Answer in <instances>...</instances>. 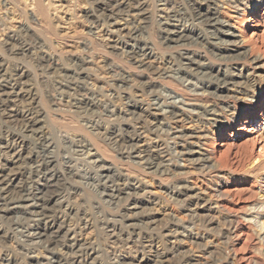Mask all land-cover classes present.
<instances>
[{"label":"rangeland","instance_id":"obj_1","mask_svg":"<svg viewBox=\"0 0 264 264\" xmlns=\"http://www.w3.org/2000/svg\"><path fill=\"white\" fill-rule=\"evenodd\" d=\"M31 1L0 0V198L19 200L27 180L36 194L47 179L58 197L25 214L0 201V264H76L91 251L95 264L262 260L246 221L259 184L244 172L264 157V0H41L42 12ZM197 10L225 21L238 49L228 50L231 37L206 26ZM173 25L183 39H165ZM30 118L39 122L31 127ZM196 132L200 138H188ZM132 146L155 152L139 159ZM192 147L220 169L187 161L182 151ZM100 154L114 179H105ZM50 158L54 166L41 169ZM205 200L209 208H196L201 220L191 218L189 209ZM44 215L53 221L45 232ZM58 224L65 226L50 241Z\"/></svg>","mask_w":264,"mask_h":264},{"label":"bare ground","instance_id":"obj_2","mask_svg":"<svg viewBox=\"0 0 264 264\" xmlns=\"http://www.w3.org/2000/svg\"><path fill=\"white\" fill-rule=\"evenodd\" d=\"M6 1V0H5ZM10 1V0H9ZM33 1V0H32ZM31 1V2H32ZM121 1V0H120ZM34 2H35V6H34V8L36 7L37 9H38V11L39 12H42L44 9V6H42L43 4L41 3V0H34L33 1V4H34ZM32 4V3H31ZM209 4V3H208ZM124 4L122 3L121 5H119V6H123ZM129 5V4H128ZM135 5H137V4H135ZM134 5V6H135ZM12 6V5H11ZM133 6V7H134ZM116 7H117V5H116ZM120 7V8H121ZM128 7V6H127ZM132 7V6H131ZM31 8V7H30ZM119 8V10H121V9H123V8H121L120 9ZM125 8H126V6H125ZM129 8V7H128ZM137 8V7H136ZM200 9V8H199ZM128 10H130V9H128ZM122 11V10H121ZM124 11H125V9H124ZM143 11V10H142ZM37 12V11H36ZM126 12V11H125ZM132 12V11H131ZM141 11H139V13H140ZM145 12V11H144ZM252 12V11H251ZM256 12V11H255ZM35 13V12H34ZM143 13V12H142ZM141 13V14H142ZM181 13V12H180ZM43 14V13H42ZM119 14V13H118ZM131 15H133V13H130ZM137 14V13H136ZM196 14L198 15V17H199V19L200 20H203V21H205V23H206V26H208V27H210V28H213V29H215V30H219V32H221L223 35H226L227 37H231V38H229V40H228V42H229V45L231 46L230 48H228V50L229 49H231V50H233V49H236L237 47H239L240 46V43H238L235 39H233V38H235L237 35H234V32H232L231 30H230V28L228 27V25L225 23V21H223V20H220V19H218V17H216V15H215V13L214 12H212V11H207V12H205V13H203V12H201L200 10L198 11H196ZM252 14H254V12H252ZM35 16V15H34ZM34 16H33V18H31V19H35L34 18ZM43 16V15H42ZM134 16H136V15H134ZM196 16V15H195ZM20 17V16H19ZM45 17V16H44ZM95 17V16H94ZM93 17V18H94ZM181 17V16H180ZM43 19V18H42ZM180 19V18H179ZM37 20V19H36ZM46 20V19H45ZM144 20V19H143ZM250 20H252V16H250L249 17V19H248V21H247V23H246V25H244V27H246V26H248L249 24H248V22H250ZM95 25H96V18L92 21ZM91 22V23H92ZM176 22V21H175ZM35 23V22H34ZM117 23V22H116ZM172 24V23H171ZM175 24V23H174ZM178 24V23H177ZM114 25H115V23H114ZM109 26V25H108ZM175 26V27H174ZM192 26V25H191ZM25 27V26H24ZM243 27V28H244ZM8 28V27H7ZM19 28V27H18ZM23 28V27H22ZM30 28V27H29ZM96 28V27H95ZM178 28H180L179 26H176V25H173V28L170 30L169 29V31L166 33L167 34V37L165 36V39H167V38H169V40L170 41H178V40H180V39H183V37L185 36L184 35V31L182 30V29H179L178 30ZM8 30V29H7ZM10 30V29H9ZM17 30V29H16ZM27 30V29H26ZM12 31H15V30H12ZM18 31H20V30H18ZM16 32V34H18L19 32ZM23 31V30H22ZM21 31V32H22ZM113 31V30H112ZM20 32V33H21ZM28 32V31H27ZM108 32L110 33L111 32V29H108ZM11 33H14V32H11ZM112 33V32H111ZM193 33V32H192ZM23 34V33H22ZM27 34V33H26ZM20 35V34H19ZM196 35V34H195ZM204 35V34H203ZM11 36V35H10ZM187 36V35H186ZM199 36V35H198ZM190 37V36H189ZM192 37V36H191ZM20 38V37H19ZM201 39V38H200ZM203 39V38H202ZM228 39V38H227ZM113 40V39H112ZM168 40V41H169ZM196 40V39H195ZM36 41V40H35ZM165 42V41H164ZM117 44V43H116ZM228 43L226 42V45H227ZM22 45V44H21ZM26 45V44H25ZM115 47H116V45H115ZM27 48V47H26ZM117 48H119V47H117ZM116 48V49H117ZM20 49V48H19ZM220 49V48H219ZM238 49V48H237ZM238 51V50H237ZM133 52V51H132ZM229 52V51H228ZM242 52H245V51H242ZM241 52V53H242ZM42 53V52H41ZM217 53V52H216ZM138 54V53H137ZM220 54V53H219ZM240 54V53H239ZM225 55V54H224ZM132 56H133V54H132ZM145 56H146V54H145ZM222 56V55H221ZM38 57V56H37ZM42 57V56H41ZM134 57H135V59L137 60V61H142V59H141V57L138 59V57L139 56H137V55H134ZM52 58V57H51ZM128 58V57H127ZM190 58V57H189ZM232 58V57H231ZM59 59V58H58ZM186 60H188L189 62H192V60H190V59H188V58H185ZM192 59V58H191ZM146 60V59H145ZM231 60V59H230ZM57 62V61H56ZM252 62H254V63H258L259 62V59L258 58H253V61ZM39 63V62H38ZM143 63H144V61H143ZM63 64H65V63H63ZM109 64V63H108ZM185 64V63H184ZM189 64V63H188ZM187 64V65H188ZM26 66V65H25ZM59 67H61L60 65H59ZM111 67V66H110ZM195 67V66H194ZM64 68V67H63ZM63 68H60V69H63ZM47 69V68H46ZM197 69V68H196ZM205 69V68H204ZM209 69V68H208ZM58 70H59V68H58ZM57 70V71H58ZM67 70V69H66ZM203 70V69H202ZM204 71V70H203ZM206 71H207V69H206ZM205 72V71H204ZM203 72V73H204ZM225 73V72H224ZM223 73V74H224ZM22 74V73H21ZM144 74V73H143ZM205 74V73H204ZM228 74V73H227ZM233 74V73H232ZM60 75V74H59ZM210 75V74H209ZM231 75V74H230ZM21 76V75H20ZM226 76V75H225ZM227 76H229V75H227ZM1 77H2V75H1ZM92 77V76H91ZM210 77V76H209ZM78 78V77H77ZM172 79V78H171ZM230 79V78H229ZM1 80V79H0ZM231 81H233V80H231ZM222 82H224V80L222 81ZM228 82V81H227ZM241 82L242 81H240V84H241ZM226 83V82H225ZM234 83V82H233ZM236 83V82H235ZM1 84V83H0ZM228 84V83H227ZM226 84V85H227ZM237 84V83H236ZM6 85H9V84H6ZM12 85V84H11ZM10 85V86H11ZM32 86V85H31ZM134 86V85H133ZM22 87V86H21ZM227 87V86H226ZM0 88H1V86H0ZM9 88H11V87H9ZM13 88V87H12ZM27 90V89H26ZM35 90V89H34ZM4 91V90H3ZM236 91H238V89L236 90ZM8 92V94H9V91H7ZM5 93V92H4ZM3 93V94H4ZM3 94H1V95H3ZM28 94V93H27ZM5 95V94H4ZM10 95V94H9ZM33 95V94H32ZM64 95V94H63ZM29 96V95H28ZM8 97V96H7ZM7 97L5 98L6 100H7ZM60 97V96H59ZM93 100V99H92ZM28 101V100H27ZM33 102V101H32ZM31 102V103H32ZM94 103V102H93ZM27 104H29V103H27ZM37 104V103H36ZM75 105V104H74ZM147 108V107H146ZM148 108H149V106H148ZM147 108V109H148ZM173 109V108H172ZM171 109V113L172 112H174L173 110ZM144 111L146 110V109H143ZM37 111V110H36ZM130 111H131V109H130ZM151 110H149L148 112H150ZM3 112V111H2ZM16 112H17V110H16ZM132 112V111H131ZM134 112V111H133ZM154 112V111H153ZM156 112V111H155ZM14 113L15 112H13V115H14ZM18 113V112H17ZM144 113V112H143ZM142 113V114H143ZM170 113V112H169ZM171 113H170V116H172L171 115ZM28 114V113H27ZM145 114V113H144ZM149 114V113H148ZM158 114V113H157ZM173 114V116L175 115V116H177V114L176 113H172ZM7 115V114H6ZM8 115H10V113L8 114ZM22 115V114H21ZM154 115V114H153ZM181 115V114H180ZM11 116V115H10ZM58 116V115H57ZM172 116V117H173ZM30 117V116H29ZM26 118H27V116H26ZM25 118V119H26ZM37 119V118H36ZM52 119V118H51ZM61 119V118H60ZM176 119V118H175ZM177 119H180V118H177ZM30 120H31V118H30ZM28 121V122H30V124L29 123H27V125H29V126H31V127H33L34 125H36L39 121H37V120H31V121ZM55 120V119H54ZM57 120H58V118H57ZM22 121V120H21ZM70 122V121H69ZM177 123V122H176ZM44 124V123H43ZM42 124V125H43ZM39 126H40V124H39ZM30 127V128H31ZM70 127V126H69ZM81 127V126H80ZM35 128V127H34ZM95 128V127H94ZM33 129V128H32ZM37 129V128H36ZM29 130V129H28ZM34 130V129H33ZM32 130V131H33ZM199 130H200V128H199ZM6 131V130H5ZM30 131V130H29ZM85 131V130H84ZM108 131V130H107ZM163 131V130H162ZM106 132V131H105ZM140 132V131H139ZM192 132H194V131H192ZM199 132V131H198ZM198 132H196L195 134H191V137H188V138H190V139H192V138H200V136H198L197 134H198ZM80 133V132H79ZM180 133V132H179ZM8 134V133H7ZM48 134V133H47ZM76 134V133H75ZM118 134V133H117ZM178 134V133H177ZM104 135V134H103ZM136 135V134H135ZM179 135V134H178ZM66 136V135H65ZM72 136V135H71ZM76 136V135H75ZM100 136V135H99ZM190 136V135H189ZM202 136V135H201ZM39 137V136H38ZM112 137V136H111ZM132 137V136H131ZM130 138V137H129ZM117 139V138H116ZM133 139V138H132ZM139 139V138H138ZM137 139V140H138ZM46 140V139H45ZM149 140V139H148ZM136 141V140H135ZM43 142V141H42ZM198 142V141H197ZM41 143V142H40ZM51 143V142H50ZM49 143V144H50ZM42 144V143H41ZM47 144V143H46ZM48 144V145H49ZM78 144V143H77ZM98 144V143H97ZM135 144H137L138 145V143H135ZM144 144H146V143H143V145ZM148 144H150V143H148ZM157 144V143H156ZM183 144V143H182ZM195 144H197V143H195ZM47 145V146H48ZM134 145V144H133ZM194 145V144H193ZM42 146H45V145H43L42 144ZM46 146V147H47ZM86 146V145H85ZM92 146V145H91ZM98 146V149L100 150V149H102L101 147L99 148V144L97 145ZM150 145H148L147 147H149ZM153 146H155V145H153ZM10 147V146H9ZM8 147V148H9ZM133 147V146H132ZM142 147V146H141ZM146 147V148H147ZM186 147V146H185ZM263 147V146H262ZM261 147V148H262ZM42 149L44 148L45 149V147H41ZM131 148V147H130ZM134 148V149H133ZM132 149H131V151H130V153H133V156H135V157H137V158H139V159H141L140 158V156L141 157H143V156H145V155H141V152H143V151H145V153L147 154V153H149L148 155H150L151 153H152V151L153 152H155L154 150H145L144 148V150L142 149V150H139V148L137 149V148H135V147H133ZM156 148V147H155ZM52 149V148H51ZM95 149H97V147L95 148ZM97 149V150H98ZM150 149V148H149ZM153 149V148H152ZM158 149V148H157ZM156 149V150H157ZM160 149V148H159ZM196 149V150H195ZM195 149H193V147L192 148H188V149H186L185 148V150H183L182 151V154L183 155H186L187 157H188V159H186L187 157L185 156V159L187 160V161H190L194 166H206V167H210V168H212V170L213 169H215V170H217V169H220V168H217L216 167V165L213 163L214 161H211V159L209 158V157H207L206 155L204 156V153H201V151H198V149L197 148H195ZM123 150V149H122ZM52 151V150H51ZM56 151V150H55ZM101 151H103V150H101ZM129 151V150H128ZM181 151V150H180ZM49 152V151H48ZM47 152V153H48ZM96 152V151H95ZM93 153V154H95V158H96V153ZM99 152V151H98ZM47 153H46V151H45V154L47 155ZM144 153V154H145ZM158 153V152H157ZM51 154V153H50ZM92 154V155H93ZM99 154V153H98ZM104 154V153H103ZM194 154H198L197 155V157H194L193 155ZM48 155H49V153H48ZM47 155V156H48ZM110 155V154H109ZM132 155V154H131ZM157 155H159V153L157 154ZM161 155V154H160ZM159 155V156H160ZM51 156H52V154H51ZM152 156V155H151ZM150 156V157H151ZM262 156V155H261ZM92 157V156H91ZM99 157H101V154H100V156ZM102 157H104V156H102ZM98 158V156H97V159H95V161H97V163L98 162H100L101 163V165H100V167H101V171L103 172V173H105L104 175H105V179L106 178H108L109 176L111 177V178H113V176H115L116 175V169H114V167H113V165H109V164H105L104 162H103V158ZM43 158L45 159V157L43 156ZM48 158V157H47ZM105 158V157H104ZM53 159H54V157H53ZM254 158H252V161H250V163H249V165H248V167L245 169V171L246 172H244V178L246 179V178H248V177H254V178H256L257 179V182H258V184H259V187H258V190H259V198H261L258 202H256L255 204L253 203V205H249V208H246V209H249V212H248V210H247V216H248V218H246L247 220L246 221H248V220H250L252 223H253V225L255 226H253L254 228H256V229H254V228H252V229H254V230H256V232L258 233H256L258 236V239L257 240H259L258 242H260V251L258 252L259 254H261L262 255V260H256L257 261V263L258 264H264V157H262V158H256V159H254ZM46 160H48V159H46ZM38 161V160H37ZM42 161V160H41ZM52 159L50 158V160H48V161H46V163H44V162H41V163H44L43 164V168H41V169H50L49 167H50V164H52ZM108 161V160H107ZM142 161V160H141ZM221 161V160H220ZM36 162V161H35ZM66 162V161H65ZM55 163V162H54ZM111 163V162H110ZM152 163V162H151ZM190 163V164H191ZM38 164V163H37ZM71 164V163H70ZM24 165V164H23ZM42 165V164H41ZM53 165V164H52ZM55 165H56V163H55ZM220 165V164H219ZM247 165V164H246ZM36 166H39V165H36ZM54 166V165H53ZM39 170H40V167H37ZM37 168L33 171V173H37V174H39L38 173V171H37ZM60 168V167H59ZM64 168V167H63ZM210 168H209V171H210ZM52 169H54L53 167H52ZM71 169H72V167H71ZM74 169V168H73ZM128 169V168H127ZM136 169V168H135ZM139 169V168H138ZM167 169H169V167H167ZM45 170V172H47ZM55 170V169H54ZM64 170V169H63ZM120 170V169H119ZM171 170V169H170ZM244 170V169H243ZM242 170V171H243ZM41 171V170H40ZM74 171V170H73ZM73 171H72V173H73ZM125 171V170H124ZM214 171V170H213ZM29 172V171H28ZM68 172V171H67ZM1 173V172H0ZM32 173V174H33ZM54 173H56L55 171H54ZM70 173V172H69ZM119 173V172H118ZM135 173V172H134ZM184 173V172H183ZM31 174V175H32ZM37 174H36V176H37ZM132 174V173H131ZM172 174V173H171ZM178 174V173H177ZM13 175V174H12ZM35 175V174H34ZM86 175V174H85ZM0 176H1V174H0ZM67 176V175H66ZM120 176H121V174H117V176H116V178L117 177H119L118 179H120ZM127 176V175H126ZM125 176V177H126ZM223 176V175H222ZM5 177V176H4ZM26 177V176H25ZM40 177V176H39ZM64 177V176H63ZM170 177V176H169ZM31 178V177H30ZM51 178H53V177H51ZM65 178V177H64ZM116 178H115V180H116ZM166 178H168V177H166ZM0 179H2V178H0ZM26 179V178H25ZM33 179V178H32ZM63 179V178H62ZM114 179V178H113ZM102 180V179H101ZM114 180V181H115ZM123 180H125V178L123 179ZM127 180V179H126ZM244 180V179H243ZM32 182V181H31ZM30 182V180H27L26 182L24 181V184L22 183L21 185L19 184V186H18V188L20 189V191L22 190V196L18 193L17 195H20L21 197L20 198H18L19 200H17V199H14V196H13V198H10V196L8 197V195L6 196V198H0V201L2 202V204H3V207L5 206V209L6 208H8L7 210L9 211V209H15V212L17 211V213L16 214H18V212H20V213H28V212H30V211H32L31 209H33V207H34V205L35 204H37V202L38 201H42V203H45L44 204V206H45V208H47V206H48V202H50V201H54V197H55V193L54 192H57V191H55L56 189H54V180L53 179H47L43 184H41V185H39V188H38V192H36V194H34L33 193V191L31 190V187H30V185H32V183ZM106 182V181H105ZM108 182V181H107ZM125 182V181H124ZM0 183H1V181H0ZM118 183V182H117ZM132 183V182H131ZM134 183V182H133ZM132 183V184H133ZM57 184V183H56ZM132 184H130V183H128V182H126V183H123V186H125V188H127V189H129V187L130 186H132ZM183 184V183H182ZM59 185V184H58ZM17 185H15V187H16ZM111 186V185H110ZM121 186V185H120ZM137 186V185H136ZM136 186H134V188L136 187ZM14 187V188H15ZM37 187V186H36ZM118 187V186H117ZM139 187V186H138ZM119 188V187H118ZM185 187L183 186V185H179V187H178V189L180 190V189H184ZM191 188V187H190ZM18 189V190H19ZM44 189V190H43ZM121 189V188H120ZM122 189H123V187H122ZM121 189V190H122ZM132 189V188H131ZM140 189V188H139ZM187 189V188H186ZM61 190V189H60ZM120 190V191H121ZM134 190V189H133ZM178 190V191H179ZM191 190V189H190ZM18 192V191H17ZM24 192V193H23ZM80 192V191H79ZM117 192H118V190H117ZM134 192V191H133ZM5 192H0V197H2V195H5L4 194ZM125 193H126V191H125ZM145 193V192H144ZM116 194V193H115ZM114 194V195H115ZM129 193H127L126 195H128ZM180 194H183V193H180ZM185 194V193H184ZM195 195H196V193H194ZM193 194V195H194ZM58 195V194H57ZM80 195V194H79ZM118 195V194H117ZM122 195V194H121ZM131 195V194H130ZM193 195H189L188 194V196L187 197H197V196H193ZM16 196V195H15ZM124 196V195H123ZM184 196V195H183ZM8 197V198H7ZM58 197V196H57ZM57 197H55V198H57ZM79 197V196H78ZM115 197V196H114ZM117 197V196H116ZM119 197V196H118ZM127 197V196H126ZM130 197V196H129ZM123 198H125V197H123ZM186 198V197H185ZM132 199V198H131ZM183 199V198H182ZM201 199V198H200ZM115 200V199H114ZM185 200H187V199H185ZM198 200V199H197ZM196 200V201H197ZM58 201V200H57ZM60 201V200H59ZM58 201V202H59ZM177 201V200H176ZM180 201V200H179ZM182 201V200H181ZM191 201V200H190ZM0 202V203H1ZM131 202V201H130ZM183 202H184V200H183ZM57 203V202H56ZM132 203V202H131ZM55 204V203H54ZM61 204V203H60ZM182 204V203H181ZM184 204V203H183ZM56 205V204H55ZM66 205V204H65ZM135 205H136V203H135ZM191 205H193V204H191ZM1 206V205H0ZM2 207V206H1ZM53 207V206H52ZM188 207V206H187ZM199 207H202V208H209V206H208V201H204L203 202V204H201V205H199L198 204V202H196L195 203V207H194V209L193 208H191V209H189L190 211H191V214H190V216H191V218H195V220L196 219H200V216H199V214H198V212H196L197 210H196V208H199ZM44 208V209H45ZM50 208V207H49ZM67 208V207H66ZM65 208V209H66ZM134 208H135V206H134ZM185 208V207H184ZM190 208V207H189ZM3 209V208H2ZM68 209V208H67ZM136 209V208H135ZM142 209V208H141ZM186 209V208H185ZM1 210V209H0ZM46 210V209H45ZM76 210V209H75ZM7 211V212H8ZM44 211V210H43ZM51 211V210H50ZM70 211V210H69ZM127 211V210H126ZM125 211V212H126ZM130 211H131V209H130ZM129 212V211H128ZM1 213V212H0ZM86 213H87V211H86ZM143 213V212H142ZM15 214V215H16ZM45 214V213H44ZM202 214V213H201ZM200 214V215H201ZM244 214H245V212H244ZM20 215V214H19ZM23 215V214H22ZM128 215H129V213H128ZM135 215V214H134ZM205 215V214H204ZM3 216H4V214H3ZM8 216V215H7ZM12 216V215H11ZM21 216V215H20ZM43 216V215H42ZM41 216V217H42ZM45 217H44V222H45V226H44V232L45 231H48V229L50 228L49 227V225H52L53 224V221H52V219L49 217V219L48 218H46L47 216H49V215H44ZM51 216V215H50ZM127 216V215H126ZM131 216V215H130ZM189 216V215H188ZM6 217V216H5ZM10 217V216H9ZM148 217V216H147ZM202 217V216H201ZM218 217V216H217ZM43 218V217H42ZM144 218V217H143ZM225 218V217H224ZM139 219V218H138ZM156 219V218H155ZM203 219V218H202ZM205 219V218H204ZM242 219V218H241ZM23 220V219H22ZM92 220V219H91ZM201 220V219H200ZM228 220V222H226V224H229V227H228V225L226 226V227H228V229H232V228H234V230H235V227H237L236 226V221L234 220V219H227ZM193 221L194 220H192L191 222L193 223ZM210 221V220H209ZM52 224H51V223ZM61 222V221H60ZM136 222V221H135ZM154 222V221H153ZM249 222V221H248ZM250 222V223H251ZM50 223V224H49ZM68 223V222H67ZM132 223V222H131ZM196 223V222H195ZM216 223H218V222H216ZM239 223V222H238ZM87 224V223H86ZM107 224V223H106ZM154 224V223H153ZM199 224V223H198ZM64 225V224H63ZM63 225H61V224H58L57 225V229L56 230H53V231H49L50 233L48 234V238L50 239V241H52L53 239H51V238H54V237H56L57 235H58V233L62 230V228H63ZM85 225V224H84ZM127 225H129V224H127ZM238 225V224H237ZM251 225V224H250ZM65 226V225H64ZM26 227V226H25ZM66 227H68V226H66ZM211 227V226H210ZM225 227V228H226ZM13 228V227H12ZM69 228V227H68ZM143 228V227H142ZM20 229V228H19ZM67 229V228H66ZM185 229V228H184ZM65 230V229H64ZM107 230V229H106ZM172 230V229H171ZM66 232H69L70 230L69 229H67V230H65ZM35 232V231H34ZM224 231H222V234H224L223 233ZM231 232H233V231H231ZM121 233V232H120ZM169 233H171V232H169ZM226 233V232H225ZM41 234V233H40ZM65 234H67V233H65ZM64 234V235H65ZM175 234V233H174ZM227 234V233H226ZM231 234V233H230ZM42 235V234H41ZM45 235V234H44ZM63 235V234H62ZM63 235V236H64ZM68 235V234H67ZM111 235V234H110ZM171 235V234H170ZM47 236V235H46ZM73 236V235H72ZM227 236H228V234H227ZM59 237V236H58ZM71 237V236H70ZM176 237V236H175ZM64 238V237H63ZM228 238V237H227ZM231 237L229 236V238L228 239H230ZM56 239H58V238H56ZM71 239V238H70ZM86 239V238H85ZM177 239V238H176ZM174 240V241H171L172 243H173V245L176 243H178L179 241L178 240ZM179 239V238H178ZM72 240V239H71ZM127 240V239H126ZM227 240V239H226ZM230 241V240H229ZM228 241V242H229ZM232 241V240H231ZM86 242V241H85ZM85 242H83V243H85ZM46 243V242H45ZM81 243V242H80ZM192 243V242H191ZM229 243H231V242H229ZM62 244V243H61ZM78 243L76 242V241H74V242H72V244H71V248L72 247H74V246H76ZM211 244V243H210ZM81 245H83V244H81ZM215 245V244H214ZM55 246V245H54ZM80 246V245H79ZM78 246V247H79ZM24 247H26V246H24ZM49 248V247H48ZM168 248V247H167ZM258 248V247H257ZM32 249V248H31ZM78 249V248H77ZM93 249V248H92ZM206 249V248H205ZM55 250V249H54ZM59 250V249H58ZM164 250V249H163ZM216 250V249H215ZM257 250V249H256ZM62 251V250H61ZM71 251V250H70ZM69 251V252H70ZM73 251H76V250H73ZM214 251V250H213ZM220 251V250H219ZM77 252V251H76ZM76 252H73V254H75ZM80 252V251H79ZM82 252H83V250H82ZM89 252H90V250H89ZM88 252V253H89ZM94 252H95V250H94ZM209 252V251H208ZM91 253H93L92 251L89 253V255H87V258L85 257V259L83 260L81 257L79 258V259H82V260H76V258H77V254H75V255H77L76 256V258H75V260H76V264H95V261H94V257L95 256H92L91 255ZM145 253V252H144ZM13 254V253H12ZM80 254V253H79ZM96 254V253H95ZM86 255V254H85ZM94 255V254H93ZM97 255V254H96ZM160 255V254H159ZM158 255V256H159ZM81 256V255H80ZM125 256V255H124ZM131 256V255H130ZM143 256V255H142ZM157 255H156V257H158ZM161 256H162V254H161ZM177 256V255H176ZM190 256V255H189ZM74 257V256H73ZM166 257V256H165ZM183 257V256H182ZM260 257V256H259ZM159 258V257H158ZM157 258V259H158ZM183 258H185V257H183ZM222 258V257H221ZM69 259V258H68ZM143 259V258H142ZM156 259V258H155ZM162 259V258H161ZM167 259V258H166ZM179 259V258H178ZM246 259V258H245ZM250 259H252V258H250ZM258 259V258H257ZM119 260V259H118ZM124 260V259H123ZM181 260H182V258H181ZM253 261V263L255 264L256 263V261ZM125 261V260H124ZM156 261V260H155ZM154 261V262H155ZM159 261V260H158ZM183 261V260H182ZM181 261V262H182ZM134 262V261H133ZM180 262V263H181ZM186 262V261H185ZM188 262H189V260H188ZM231 262V261H230ZM230 262H228L229 264H230ZM132 263V262H131ZM130 263V264H131ZM72 264H73V262H72ZM127 264V263H126ZM196 264V263H195ZM210 264V263H209Z\"/></svg>","mask_w":264,"mask_h":264}]
</instances>
